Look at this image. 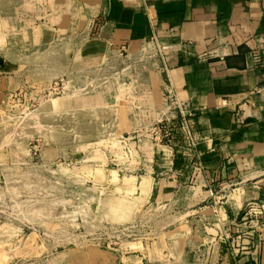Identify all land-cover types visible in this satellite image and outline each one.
I'll use <instances>...</instances> for the list:
<instances>
[{"label": "crops", "instance_id": "crops-1", "mask_svg": "<svg viewBox=\"0 0 264 264\" xmlns=\"http://www.w3.org/2000/svg\"><path fill=\"white\" fill-rule=\"evenodd\" d=\"M53 80L103 121L154 255L264 264V0H0V117Z\"/></svg>", "mask_w": 264, "mask_h": 264}, {"label": "rangeland", "instance_id": "rangeland-1", "mask_svg": "<svg viewBox=\"0 0 264 264\" xmlns=\"http://www.w3.org/2000/svg\"><path fill=\"white\" fill-rule=\"evenodd\" d=\"M60 91L53 80L13 95L0 117V264H220L154 255L157 225L135 185L105 179L117 168L97 159L103 121Z\"/></svg>", "mask_w": 264, "mask_h": 264}, {"label": "built area", "instance_id": "built-area-1", "mask_svg": "<svg viewBox=\"0 0 264 264\" xmlns=\"http://www.w3.org/2000/svg\"><path fill=\"white\" fill-rule=\"evenodd\" d=\"M166 102L169 106L176 107L179 109L181 117H185V113H189L187 110L182 108L180 102L174 96L171 91H166L165 95ZM169 120L166 121H158L155 125H153L150 129V134H152L153 139L158 142L166 141L171 137V129L168 126Z\"/></svg>", "mask_w": 264, "mask_h": 264}, {"label": "bare ground", "instance_id": "bare-ground-1", "mask_svg": "<svg viewBox=\"0 0 264 264\" xmlns=\"http://www.w3.org/2000/svg\"><path fill=\"white\" fill-rule=\"evenodd\" d=\"M121 220V219H120ZM119 222V221H118Z\"/></svg>", "mask_w": 264, "mask_h": 264}]
</instances>
